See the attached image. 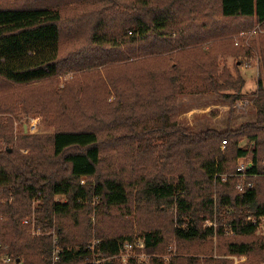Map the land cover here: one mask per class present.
<instances>
[{
    "label": "trees",
    "instance_id": "1",
    "mask_svg": "<svg viewBox=\"0 0 264 264\" xmlns=\"http://www.w3.org/2000/svg\"><path fill=\"white\" fill-rule=\"evenodd\" d=\"M26 1L30 4L0 6V261L10 257L9 264H49L51 234L31 236L29 223H23L32 214L33 202L35 225L55 230L61 263L83 264L89 222L76 243L64 236L60 222L87 220L82 213L90 210L91 202L103 211L123 207L132 193H142L144 223L138 233H96L97 246L108 256L122 243L142 239L148 253L162 254L172 241L176 244V254L167 263L153 258L150 264H233L226 256H244L239 264H264V236L255 234L254 225H241L250 213L264 215V80L257 83L255 119L238 127L192 132L169 113L177 105L176 93L187 87L190 93H215L231 103L239 98L240 85L233 75L223 81L235 92L219 91L224 75H216L217 54L205 51L196 66L184 68L180 48L214 40L228 29L233 35L253 23L264 28V0H218L216 7H204L203 12L195 0ZM74 1H93L96 7L62 9ZM79 28L83 39L68 52L61 50L62 39ZM260 48L264 70V39ZM239 50L228 49L225 55L236 56ZM177 53L179 59L172 61ZM248 53L243 49L241 54ZM143 56L149 57L147 63L138 62ZM76 70L86 75L82 82L62 89L50 86L58 75ZM203 80L212 89L195 85ZM31 104L43 114L51 111L66 125L50 135L14 138L9 115L26 113ZM109 129L119 130L118 135ZM102 131H107L103 141ZM147 135H156L163 144L158 150L164 156L162 168L150 177L126 176L114 168L102 174L104 142L148 140ZM242 138L248 143L240 147ZM45 144L51 146L50 154ZM20 147L29 148L28 153H19ZM166 158L180 170L175 178L163 170ZM239 159L252 162L247 173L253 187L243 192L231 175ZM172 205L176 220L168 213ZM208 219L215 220V228L203 225ZM226 225L232 226L233 237L224 235ZM106 264L120 263L112 259ZM128 264L137 262L131 259Z\"/></svg>",
    "mask_w": 264,
    "mask_h": 264
},
{
    "label": "rangeland",
    "instance_id": "2",
    "mask_svg": "<svg viewBox=\"0 0 264 264\" xmlns=\"http://www.w3.org/2000/svg\"><path fill=\"white\" fill-rule=\"evenodd\" d=\"M198 3H201L202 6L199 9L200 12L205 10L204 7L209 11L210 7H216L218 0H195ZM91 2L86 1H74L68 3L62 7L63 10L66 9H77V10H90L96 7V5ZM28 5L30 4L26 0H0V6H11L16 7L20 5ZM67 12V11H63ZM219 21H224V19L217 18ZM237 20L234 21V23ZM241 25V24H240ZM240 28H244L243 25ZM238 29V27H237ZM247 29V30H246ZM245 30L240 29L239 32H234L231 35L232 29H228V31L221 36L215 38L214 40H208L201 43L191 44L188 46H184L180 48V51H183L185 55V59L183 60V64H185L184 68H188L191 65H195L197 62V57L205 51H210L211 53L217 54L216 57V75L223 74L222 80L219 78L218 86H222L219 91L220 92H230L234 93L235 90L230 87V84L225 83L223 80L229 75L232 76L233 81L239 82L240 92L239 98L236 99L233 103L229 102L226 99L220 98L215 93L208 94H193L190 93V88L187 87L176 93L177 105H174L173 112H169L173 114V118L175 121L183 128L192 132H199L208 128H215L218 130H222L227 126L232 128L238 127L241 123L251 122L255 119L256 108L255 101L258 96V79L261 78L264 80V70H262V62H261V48L260 43L262 39H264V28L259 27L257 24H251V27H246ZM230 31V32H229ZM64 32L63 34H65ZM229 35H226V34ZM81 28L74 30L73 34H69V37H64L60 44V49L63 51H69L71 47L78 44L83 37L81 38ZM231 48L240 49L239 51H243V49H247L249 53L247 55H242L241 53L236 56H227L225 55L226 51ZM192 51V52H190ZM224 53V55L222 54ZM219 55V56H218ZM161 56H170L163 54ZM149 57H140L138 62L147 63ZM179 59V53H177V59L172 58V61H176ZM102 73L105 69L100 67ZM215 75V76H216ZM86 75L83 73V70H76L74 72H68L65 74L58 75L54 79V83L50 85L54 89H62L65 84L71 85L75 82H82L85 79ZM217 77V76H216ZM215 77V78H216ZM204 83L198 81L195 85L197 87H205V91H209L212 89V86L209 85V81L203 80ZM12 91H9L10 95ZM63 91L61 92V94ZM3 95V94H2ZM0 95V96H2ZM194 97L190 98H183ZM111 99V98H110ZM33 104V103H32ZM31 104V105H32ZM34 105V104H33ZM30 106L31 110L25 112H17L16 114H10L9 116L13 120L14 125V138L18 137L20 134H28V135H36V136H46L50 135L56 130L63 128L66 123L60 120H55L54 115L50 111V114H43L41 111H37L34 107ZM100 114V113H99ZM100 116H102L100 114ZM155 116V115H154ZM152 125L156 126L154 117L151 115ZM156 118V117H155ZM72 121L78 122V118L72 117ZM155 123V124H154ZM109 133L112 135H118L119 130L109 129ZM148 140H145V136L143 139H139L133 137L128 140H119L113 141L114 143L110 144L104 142L102 144V166L101 171L102 174L111 171V169H115L114 171L119 172L122 175L129 176L140 174L143 177H150L153 173L162 168V162L164 161L163 154H160L162 149V142L160 139H157L156 135L148 136ZM99 139L101 141L107 139V131H102L99 134ZM223 141V140H222ZM221 141V150H225V145ZM248 143L246 138H242L239 141V146L243 147ZM228 144V143H227ZM44 151L50 154L51 146L48 144L43 145ZM19 153L27 154L29 148L20 147L18 149ZM167 159V158H166ZM237 161V165L239 161ZM172 160H166L164 163L167 167H164L165 173L170 171V176L175 178L180 170L175 169L174 165L169 163ZM251 161V160H246ZM236 165V167H237ZM162 170V171H163ZM191 171V168L187 171L188 173ZM116 172V173H117ZM186 172V173H187ZM236 172V168H235ZM235 172L231 175L235 176ZM264 175V172L261 173ZM249 177H245L242 180L243 185L246 188L253 187V180L248 179ZM145 179V178H144ZM91 179L90 181H92ZM86 179L83 178L81 183H85ZM238 180H236L235 184L237 185ZM237 189V187H236ZM238 190V189H237ZM239 191V190H238ZM142 193H132L129 202L123 207H110L105 208L107 210H101L94 202H91V207L89 211H84L82 213L83 217L87 220H81L76 223L75 220L66 219L60 222L64 226L66 238H70V240L74 243L80 238L83 237L82 234L86 232V230L82 229L85 222H89V243H92L97 239L96 233H104V234H115L122 233L123 235H128L129 232H133L134 234L138 233L141 227H143L144 218H143V205L144 199L141 195ZM214 197L216 194L212 193ZM56 199H60V196H56ZM148 200V199H146ZM149 204H153L150 200ZM173 206V205H172ZM169 207L168 213L172 215L173 219L176 220V207ZM36 207V202L32 204V214L28 219V223L30 226L31 236H42L46 234H51L52 236V249L54 245V240L56 239L55 230L48 229L47 227H42L40 225H35L34 218V208ZM107 213V214H105ZM211 222L214 224V228L216 227L215 220H205L204 226H208V223ZM26 224L27 222H24ZM58 221L54 222V226L58 225ZM228 226L226 225L224 230V235L226 237H233L234 233L228 232ZM99 229V230H98ZM256 235L264 236V234L260 232H255ZM135 240V239H134ZM217 243L216 235L213 237V244ZM176 244L175 241H172L165 253H148L145 250V246L143 248L136 249L135 252H128L125 255V258L120 256H108L106 264L108 261L115 259L120 264H128L131 259H135L137 264H150L153 258L162 260L165 263L171 258L172 255L176 254ZM198 256L197 254H194ZM224 258L232 260L233 264H239L245 261V257H237V256H226ZM87 262V258L83 261V264ZM262 264V263H261Z\"/></svg>",
    "mask_w": 264,
    "mask_h": 264
},
{
    "label": "built area",
    "instance_id": "3",
    "mask_svg": "<svg viewBox=\"0 0 264 264\" xmlns=\"http://www.w3.org/2000/svg\"><path fill=\"white\" fill-rule=\"evenodd\" d=\"M222 142L226 144L225 140H223ZM251 167H252V162L246 161L244 159L239 161L236 167L235 176L238 178L237 179L238 183L236 187L240 192L245 191V187L243 185L242 180L245 179V177H248L249 174L247 172ZM254 176H256V174H254ZM225 178H226L225 176H222V180H225ZM24 222L28 223V220H24ZM241 225H254L256 227V232L258 231L264 234V215H255L250 213L244 218ZM208 226H214V224L209 222ZM231 227H232L231 225H229L228 227L229 233H233ZM97 245H98L97 240L93 241L92 243H89L88 245V257H87L88 264H104L107 261V254ZM143 247H144V242L142 239L126 241L119 246L115 256L118 255L126 260L125 255L128 252L130 251L135 252L136 249ZM10 262H11V258L5 257L1 259L0 264H9ZM49 264H62L60 260V248L57 245H55V240H54V245L51 252V258Z\"/></svg>",
    "mask_w": 264,
    "mask_h": 264
},
{
    "label": "crops",
    "instance_id": "4",
    "mask_svg": "<svg viewBox=\"0 0 264 264\" xmlns=\"http://www.w3.org/2000/svg\"><path fill=\"white\" fill-rule=\"evenodd\" d=\"M183 98H190V99H193L194 97H187V96H184Z\"/></svg>",
    "mask_w": 264,
    "mask_h": 264
}]
</instances>
